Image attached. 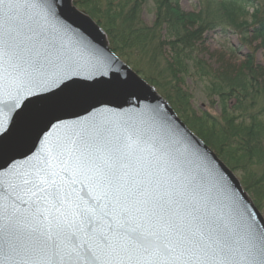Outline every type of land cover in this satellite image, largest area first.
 <instances>
[{"label":"water","instance_id":"95a60500","mask_svg":"<svg viewBox=\"0 0 264 264\" xmlns=\"http://www.w3.org/2000/svg\"><path fill=\"white\" fill-rule=\"evenodd\" d=\"M5 16L41 56L0 55V264H151L127 258L117 221L121 204L157 196L228 237L229 260L192 264H264L263 213L87 13L73 0H3ZM97 205L116 211L98 210L89 231L79 212Z\"/></svg>","mask_w":264,"mask_h":264},{"label":"trees","instance_id":"16d2710c","mask_svg":"<svg viewBox=\"0 0 264 264\" xmlns=\"http://www.w3.org/2000/svg\"><path fill=\"white\" fill-rule=\"evenodd\" d=\"M153 1L155 19L148 25L138 16L146 0H73L105 32L110 49L165 97L184 123L228 167L238 169L242 158L251 157L250 163H257L264 171L263 67L255 63L253 51L240 66L227 61L212 72L202 58L195 56L204 32L215 27L223 33L229 29L244 36L251 33L250 38L259 41L258 47L264 49V0H219L218 13L214 12L212 19L208 8L187 13L181 9L180 0ZM163 27L165 38L161 34ZM163 47H168L167 57ZM188 66L198 75L209 97H214L210 99L218 104L219 115L206 110L198 115L189 109L190 95L183 87L191 71ZM259 96L263 97L262 104ZM242 177L249 185L250 177Z\"/></svg>","mask_w":264,"mask_h":264},{"label":"snow or ice","instance_id":"6c2138e0","mask_svg":"<svg viewBox=\"0 0 264 264\" xmlns=\"http://www.w3.org/2000/svg\"><path fill=\"white\" fill-rule=\"evenodd\" d=\"M0 3H3V0H0ZM10 19L5 16L3 22H0V28L4 29L3 34L0 35V55L7 56L10 53L18 55L19 51L27 48L30 54L36 57L41 56L39 48L36 47L38 38L27 37L28 41L35 39V43L28 47L18 31L9 30ZM114 179L119 178L106 177L110 185ZM130 196L131 193L124 199L128 200ZM136 203L140 206L133 205L129 208L121 204L119 206L120 220L117 221L127 237V243L121 250L125 252L129 260L151 261V264H192L193 261L199 262L206 259L209 253L213 260L222 259L226 262L232 257L233 249L227 236L214 238L210 229L206 231L200 224L193 223L199 220L198 209L195 207L187 211L185 215H180L172 207L175 201L165 200L160 196L147 200L141 199ZM146 205H152L151 209L149 210ZM105 207L107 208V205ZM177 207H179L178 203ZM98 210L97 205L81 209L79 212L81 222L87 224L89 231L94 224L98 223L95 218ZM115 211L116 209L102 211V214L107 217ZM133 212L140 214L139 221L132 215ZM130 221L136 226L129 229L126 226ZM74 247L76 256L82 255L78 250L79 246ZM67 255L71 259L72 253Z\"/></svg>","mask_w":264,"mask_h":264},{"label":"rangeland","instance_id":"374dc122","mask_svg":"<svg viewBox=\"0 0 264 264\" xmlns=\"http://www.w3.org/2000/svg\"><path fill=\"white\" fill-rule=\"evenodd\" d=\"M218 1L219 0H180L179 5L181 9L187 13L188 12L197 13L203 9L207 11L208 8L209 11L212 12L209 15V19H212L213 16H215L214 12H217L216 9L218 7V3H217ZM73 4L75 5L74 2ZM75 6L77 7V5ZM138 16L141 19V22L148 25H152L155 19L154 1L146 0L142 9L139 10ZM215 19L218 18H214V20ZM251 28L252 27H250L249 31H251ZM161 34L163 38H165L164 27L161 30ZM250 36L251 33L244 36L237 30H231V29L223 33L220 27L207 29L203 34V42L202 40L198 42V51L199 50L200 51L198 52L197 55L195 54V56H197L198 58H202L212 72L217 68L219 69V67H221L227 61H230L232 64L234 63V65L240 66L242 63H244L246 59V55L249 52L253 51L255 63L260 65L264 69V49L258 47L259 41L257 40L253 41V39H251ZM106 41L107 44L109 45L107 38ZM167 48L168 47L162 48L164 57H167L168 55ZM188 68H190V66H188ZM189 70L191 71L188 72L189 73L188 76L187 77L186 75L183 76V78L186 77L185 83L183 85L184 90L190 95V98L188 100L189 102H187L189 103V109L191 108L198 115H200V112H203L205 110L211 113L212 115H219L220 110L218 104L215 102V100L213 101L211 100L214 97L212 98L209 97L207 91L204 88V84L199 80L198 75L197 74H196L197 76L194 75L192 73L193 70L191 68ZM258 100L260 101V104H262L263 97L260 98L259 96ZM229 103L232 104L231 101ZM190 114H192V112ZM243 147H245L244 143H243ZM218 157L220 159L222 158L220 156ZM250 158L247 160L242 158V161L239 162L240 166L238 169L233 170L231 169V167L229 168L235 174L242 188L244 189V192L252 200V202L254 203L253 201L254 198V200L256 199L255 200L256 204L264 205V174H263L264 171L263 169H261L262 166L257 165V163L254 162L250 163ZM253 160L256 162L255 159ZM242 168L244 169L243 172L241 171ZM242 175H247L248 177H250V181H249L250 186L248 185V183L245 184L242 181L243 179ZM261 176L263 178L260 179L261 180L260 181L259 178ZM247 187L249 190L246 189ZM257 208L261 213H263L264 216V206H262V208L260 207Z\"/></svg>","mask_w":264,"mask_h":264},{"label":"bare ground","instance_id":"6f19581e","mask_svg":"<svg viewBox=\"0 0 264 264\" xmlns=\"http://www.w3.org/2000/svg\"><path fill=\"white\" fill-rule=\"evenodd\" d=\"M165 98V97H164ZM165 100L167 101V99L165 98ZM168 102V101H167ZM169 103V102H168ZM170 104V103H169ZM170 106L172 107V105L170 104ZM173 108V107H172ZM173 110H174V108H173ZM175 111V110H174ZM176 112V111H175ZM193 133H195L194 131H192ZM197 135V134H196ZM198 136V135H197ZM199 137V136H198ZM200 138V137H199ZM207 145V144H206ZM207 146H209V145H207ZM211 148V147H210ZM213 150V149H212ZM214 153H215V151H214ZM216 154V153H215ZM244 190V189H243ZM258 212L260 213V211L258 210ZM261 214V213H260Z\"/></svg>","mask_w":264,"mask_h":264}]
</instances>
